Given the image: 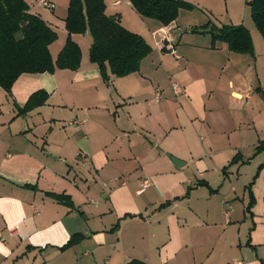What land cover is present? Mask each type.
<instances>
[{
    "label": "crops",
    "instance_id": "0c3cea01",
    "mask_svg": "<svg viewBox=\"0 0 264 264\" xmlns=\"http://www.w3.org/2000/svg\"><path fill=\"white\" fill-rule=\"evenodd\" d=\"M184 1L193 6L153 30L138 70L108 66L104 80L87 30L71 34L75 68L0 86V264H264V36L241 22L252 48L230 50L200 29L230 23L210 16L185 22L204 40L176 36L182 10L214 13L213 2ZM39 3L29 10L56 30L55 61L66 13L58 41ZM121 4L106 0L105 11Z\"/></svg>",
    "mask_w": 264,
    "mask_h": 264
},
{
    "label": "trees",
    "instance_id": "16d2710c",
    "mask_svg": "<svg viewBox=\"0 0 264 264\" xmlns=\"http://www.w3.org/2000/svg\"><path fill=\"white\" fill-rule=\"evenodd\" d=\"M142 16L152 17L162 24L175 20L180 8L193 5L184 0H129ZM255 26L264 36V0H246ZM67 36L53 61L49 44L57 37L54 30L38 13L29 10L28 0H0V86L9 89L24 72L52 71L55 68H75L80 62L79 44L73 33L89 31L92 41L89 58L96 62L104 80L112 74L122 75L139 69L141 59L151 46L144 36L127 28L119 13L105 11L104 0H68L64 18ZM210 33L211 40H223L230 50H251V34L242 23H224L220 26L209 20L200 27ZM34 96L29 104L34 105ZM55 196V194H54ZM59 198L62 195L56 194ZM69 240L65 246L69 245ZM124 264H148L133 258Z\"/></svg>",
    "mask_w": 264,
    "mask_h": 264
},
{
    "label": "rangeland",
    "instance_id": "374dc122",
    "mask_svg": "<svg viewBox=\"0 0 264 264\" xmlns=\"http://www.w3.org/2000/svg\"><path fill=\"white\" fill-rule=\"evenodd\" d=\"M104 1L106 2V0ZM121 1H122V4L117 8L119 12H121L119 14L120 18H121V15L123 14L124 21L128 25H130L133 28V30H136L142 33L147 43L151 45L154 42L153 35H152L154 32L153 30L159 27L160 25H162V23L155 18L142 16L137 11L136 12L138 14H135L133 9L125 4L126 0H121ZM207 1L213 2L212 6H214V9H213L214 13H211L212 11L210 12V9H206L204 7V4H206ZM228 1H229V6H230L229 10L226 9L224 0H196L195 1L196 4L202 9L205 8L206 12L204 11L201 12V10L198 9L196 10L195 14H188L187 11L182 10V14L180 15L179 21H178L179 23L182 22L180 24V30L174 29L173 33H175L177 36L178 32H180L181 30L184 32V29L187 28L188 26L186 25L188 23H185V22L203 23L209 18V16L214 20L217 19L221 22L226 21V22H230L231 24H234V22H237L235 24H239L241 22H244L246 24V23L251 22L253 26V21H252V17L250 13V6L247 4L246 0H228ZM53 2H54L53 9L47 8L43 4L39 3V9L38 7H36V10L39 11L45 17L47 18L52 17L53 19L55 18L56 21H58L57 25L55 24L54 28H56L58 31V36H59L58 41H59L60 38L63 39V36H64V33H63L64 28L62 24L59 22L60 21L59 16L65 15L66 10H67L68 0H53ZM193 8H195V6ZM258 33H259L258 34L259 37L262 39V36L259 31ZM189 34H190L189 32H184V37H186ZM189 37H193L195 39H202L203 37H209V36L208 34H203L202 37L199 35H192ZM82 42L84 43V38H82Z\"/></svg>",
    "mask_w": 264,
    "mask_h": 264
},
{
    "label": "built area",
    "instance_id": "2783aa9c",
    "mask_svg": "<svg viewBox=\"0 0 264 264\" xmlns=\"http://www.w3.org/2000/svg\"><path fill=\"white\" fill-rule=\"evenodd\" d=\"M40 3L46 6L47 8H53V0H40ZM171 88L174 90V92L177 94L179 90V84L175 81L171 82ZM160 95L158 93L155 94V99H159ZM144 185L148 184V179H145L143 182ZM234 264H243L241 261H236Z\"/></svg>",
    "mask_w": 264,
    "mask_h": 264
},
{
    "label": "water",
    "instance_id": "95a60500",
    "mask_svg": "<svg viewBox=\"0 0 264 264\" xmlns=\"http://www.w3.org/2000/svg\"><path fill=\"white\" fill-rule=\"evenodd\" d=\"M172 161L174 162L175 165H180V160L175 158V157H172Z\"/></svg>",
    "mask_w": 264,
    "mask_h": 264
}]
</instances>
